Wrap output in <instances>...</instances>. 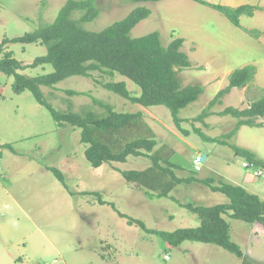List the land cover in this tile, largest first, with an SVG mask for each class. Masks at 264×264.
I'll return each mask as SVG.
<instances>
[{"label": "rangeland", "instance_id": "1", "mask_svg": "<svg viewBox=\"0 0 264 264\" xmlns=\"http://www.w3.org/2000/svg\"><path fill=\"white\" fill-rule=\"evenodd\" d=\"M66 1L0 0V42L51 23ZM253 1L264 6V0ZM94 4L99 13L82 23L87 30L99 31L135 7L145 6L151 12L132 28V37L157 31L166 46L173 33L186 37L187 50L193 45L200 47L201 54L208 55L192 54L191 67L179 70L178 76L183 86L205 84L204 92L179 111V126L167 107H143L106 89L103 83L124 80L131 94H140L138 85L118 73L112 76L96 70L89 76L67 77L54 86H41L44 98L60 111L100 114L102 104L120 112L140 111L142 116L129 128L128 137L153 135L161 164L170 160L177 165V176L196 180L178 184L168 196L150 198L121 174L123 170L146 168L150 158L128 156L125 162L93 167L85 157L87 145L80 141V130L68 124L58 127L29 90L16 93L14 78L0 71V264H264V239L252 249L255 259L241 262L221 246L189 240L174 246L157 233L199 224L196 215L181 204L210 206L227 201L224 194L211 191L197 179L229 180L264 198V187L259 186L264 170L256 175L257 168L245 167V159L230 147L257 149L258 156L264 157V126H240L225 143L203 137H220L235 126L236 118L217 114L225 107L244 109L264 94V8L242 19V27L258 31L253 35L220 11L194 0H94ZM81 12H72V17L79 18ZM5 46L22 65L46 52L39 43L9 42ZM246 65L257 70L253 81L226 94L222 104L211 107L208 115L199 116L215 96L216 82L224 79L227 85V75ZM52 70V65L43 64L17 71L33 77ZM258 119L264 124V117ZM203 154L207 156L196 169L194 159ZM48 167L64 175L68 188ZM129 218L136 221L129 223ZM224 218L231 227L230 240L245 251L246 240L238 239L236 231L249 233L252 224L227 214ZM7 250L19 260L13 261ZM167 252L171 257L165 260Z\"/></svg>", "mask_w": 264, "mask_h": 264}, {"label": "trees", "instance_id": "2", "mask_svg": "<svg viewBox=\"0 0 264 264\" xmlns=\"http://www.w3.org/2000/svg\"><path fill=\"white\" fill-rule=\"evenodd\" d=\"M194 1L220 11L235 26L253 35L256 34L257 30L242 27L239 18L241 15L252 16L255 10L262 7L251 4L232 7L205 0ZM76 10L82 11L79 18L72 17V12ZM98 13L94 0H67L51 23L39 25L32 31L11 39L5 38L0 42V71L14 78L12 88L16 93L29 90L35 100L48 109L58 127L68 124L80 130V141L87 145L85 157L93 167H99L105 162H125L128 156L148 157L151 164L146 168L123 170L121 174L127 182L133 183L136 189L150 198L168 196L178 184L190 183L196 179L193 176H177L174 172V166L177 165L170 160H166L165 165L161 164V157L157 154L160 149L154 151L158 142L153 135L128 137L127 131L142 116L140 111L120 112L109 104H102L104 110L100 114L93 111L83 113L60 111L47 102L41 91V86H54L70 76H89L90 72L96 70L112 76L118 73L138 85L140 94H131L124 80L103 83L106 89L143 107L155 105L167 107L174 123L179 126L181 122L179 111L196 101L204 90L199 84L183 86L180 82L178 71L191 65L187 54L182 50L183 39L174 38L164 46L157 31L132 37L130 35L132 28L150 14V10L145 6L135 7L126 17L99 31L83 28L82 23L93 20ZM9 42L39 43L46 47V52L35 57L31 64L22 65L13 57L12 51L6 50L5 45ZM43 64L52 65L53 70L33 77H27L17 71ZM255 73L254 65L233 70L228 76V85L217 92L199 116L208 115L210 108L220 103L221 97L233 87H246L253 81ZM218 114L236 118L235 126L220 137H203L212 142L225 143V139L234 136L240 126H264L257 121L259 117H264V94L244 109L228 106ZM4 146L10 148L9 144ZM230 147L235 154L246 160L247 167L264 170V159L254 151L232 144ZM48 169L64 187L68 188L64 175L58 169L54 167ZM197 181L208 186L213 192L224 194L227 201L210 206L191 202L181 204L196 215L199 224L195 227L178 228L172 232L157 233L174 246L185 240L211 243L241 256L242 252L238 245L230 240V225L224 215L250 224L258 222L264 227V198L227 180L219 179L215 182L213 177H206ZM120 215L125 217L124 214ZM135 221L128 219L129 223ZM137 223L144 226L141 221Z\"/></svg>", "mask_w": 264, "mask_h": 264}, {"label": "crops", "instance_id": "3", "mask_svg": "<svg viewBox=\"0 0 264 264\" xmlns=\"http://www.w3.org/2000/svg\"><path fill=\"white\" fill-rule=\"evenodd\" d=\"M205 1H207V0H205ZM228 1H230V0H224L223 2H221V0L219 1V0H216V1H207V2H210V3H216V4H221V5H227V6H232V7H235V6H238V5H241V4H251V5H256V6H259V7H262V8H264V6L263 5H260V4H256L253 0H241V1H239V2H237V3H232V4H230ZM233 1H235V0H233ZM199 3V2H198ZM149 9V8H148ZM150 10V9H149ZM257 11H259V10H255V12H254V14L252 15V16H247V17H253L255 14H256V12ZM151 12V11H150ZM246 15H241L240 16V25H242V19H243V17H245ZM248 29H251V28H248ZM175 35V36H174ZM174 38H182L183 39V44H182V50L187 54V56H188V58H189V60H190V62L192 63V58H191V55L192 54H197V55H201V56H206V55H208V54H206L205 52H204V54H201V49H199L200 47H198V48H196L194 45H193V49H191V50H187L186 49V43H187V39H186V37H184V36H178L177 34H171V40H173ZM192 65V64H191ZM191 65L189 66V67H191ZM189 67H186V68H189ZM257 71V70H256ZM231 73V72H230ZM227 75V73L225 74V76ZM224 76V77H225ZM227 76H229V74L227 75ZM228 78V77H227ZM200 85V84H199ZM216 85H217V88H216V90H217V92L219 91V86L221 87L220 89H222V88H224V87H226L227 85H228V83H227V85H225L224 84V79H222L221 80V82L220 81H218V82H216ZM202 87H203V89H204V87H205V84L204 85H201ZM236 88H238V87H233L228 93H226V94H229V93H231L233 90H235ZM245 88V87H244ZM238 89H242V88H238ZM1 92H2V86L0 85V96H1ZM203 92H204V90H203ZM217 92H216V94H217ZM236 92H239V90L238 91H236ZM215 94V95H216ZM225 94V95H226ZM224 95V96H225ZM224 96H222L221 97V102L220 103H218V104H222V102H223V100H222V98L224 97ZM252 103V102H251ZM250 103V104H251ZM249 104V105H250ZM249 105H247V106H249ZM228 107V106H227ZM233 107H235V106H233ZM226 108V107H225ZM218 114V113H217ZM219 115V114H218ZM257 121L258 122H260L261 120L260 119H257ZM243 126H245V125H243ZM247 126V125H246ZM250 127H255V126H250ZM237 133V132H236ZM263 148H264V146H262ZM261 147V148H262ZM249 148V147H248ZM260 148V149H261ZM252 150V149H251ZM262 151H263V149H261ZM252 151H254L257 155H259V152H258V150L257 149H253ZM206 156H207V154H205V158H206ZM260 158H262V159H264V157H261V156H259ZM205 160V159H204ZM204 160H201L202 162L204 161ZM244 164H246L247 165V162H246V160H244ZM245 167H247V166H245ZM257 170H259V171H261V173L259 174V175H261L262 174V170L261 169H257ZM257 175V174H256ZM227 181H229V180H227ZM229 182H232V181H229ZM232 183H234V182H232ZM236 184V183H235ZM262 185V186H261ZM259 186H261V187H264V181H261L260 182V185ZM259 188H257V190H258ZM250 191V190H249ZM255 193H257L258 195H260L258 192H255ZM261 196V195H260ZM262 197V196H261ZM230 229H231V227H230ZM230 231V230H229ZM238 234H237V237H238V239H240L242 242L244 241V239L246 240V250L245 251H242L241 249V252H242V255L241 256H237L236 254H234L233 252V254L239 259V260H241V262H242V260L244 261L245 260V262L249 259V260H253V259H255L254 257H253V255H252V249H253V247H254V245L255 244H257L259 241H263V239H264V227L260 224V223H258V222H255V223H252V227L249 229V233H246V232H238V231H236ZM230 233V232H229ZM246 234V237L244 236ZM230 235V234H229ZM187 241V240H186ZM184 242V241H183ZM182 242V243H183ZM193 242H195V241H193ZM182 243H180L179 245H181ZM200 243H202V242H200ZM235 243V242H234ZM236 244V243H235ZM178 245V246H179ZM214 245H216V244H214ZM237 245V244H236ZM239 247V246H238ZM240 248V247H239ZM255 249V248H254ZM227 250V249H226ZM7 253L10 255V258L11 259H13V261L15 260V261H17V260H19V258H16L15 257V259H14V256H12L10 253H9V250H7ZM168 255V258H165V255ZM252 255V256H251ZM171 257V255H170V253H165L164 254V256H163V259H165V260H167V259H169ZM45 264H49V263H45ZM242 264V263H241Z\"/></svg>", "mask_w": 264, "mask_h": 264}, {"label": "built area", "instance_id": "4", "mask_svg": "<svg viewBox=\"0 0 264 264\" xmlns=\"http://www.w3.org/2000/svg\"><path fill=\"white\" fill-rule=\"evenodd\" d=\"M200 161H201V158H199V157H197L196 159H194V163L193 164L195 165V168L196 169H199L200 168L199 167ZM244 165L247 166L246 164H244ZM260 173H261V171H257L256 172L257 175H259ZM165 258H168V255L167 254L165 255Z\"/></svg>", "mask_w": 264, "mask_h": 264}, {"label": "water", "instance_id": "5", "mask_svg": "<svg viewBox=\"0 0 264 264\" xmlns=\"http://www.w3.org/2000/svg\"><path fill=\"white\" fill-rule=\"evenodd\" d=\"M205 159V154L201 155V160Z\"/></svg>", "mask_w": 264, "mask_h": 264}]
</instances>
